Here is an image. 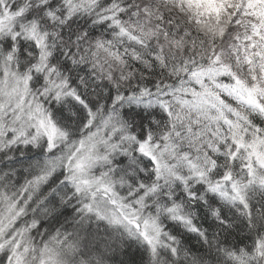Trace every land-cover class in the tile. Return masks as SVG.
<instances>
[{
    "label": "snow or ice",
    "instance_id": "snow-or-ice-1",
    "mask_svg": "<svg viewBox=\"0 0 264 264\" xmlns=\"http://www.w3.org/2000/svg\"><path fill=\"white\" fill-rule=\"evenodd\" d=\"M0 264H264V0H0Z\"/></svg>",
    "mask_w": 264,
    "mask_h": 264
}]
</instances>
